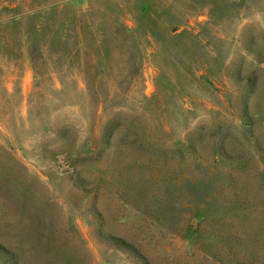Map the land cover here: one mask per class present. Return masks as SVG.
Here are the masks:
<instances>
[{
    "label": "rangeland",
    "instance_id": "1",
    "mask_svg": "<svg viewBox=\"0 0 264 264\" xmlns=\"http://www.w3.org/2000/svg\"><path fill=\"white\" fill-rule=\"evenodd\" d=\"M0 264H264V0H0Z\"/></svg>",
    "mask_w": 264,
    "mask_h": 264
},
{
    "label": "trees",
    "instance_id": "2",
    "mask_svg": "<svg viewBox=\"0 0 264 264\" xmlns=\"http://www.w3.org/2000/svg\"><path fill=\"white\" fill-rule=\"evenodd\" d=\"M68 41V40H67ZM24 42V44L25 43H28V45H30V47H29V49L27 50V51H23L24 53H23V57H28L27 55H33L32 56V60H33V62H34V72H35V74H36V76H37V78H38V80L39 79H41V77H45V75H46V73L44 72V70L42 69V68H39V67H37V66H35V52L38 50V48H37V46H36V44L32 41V39H28L27 41H23ZM21 43H22V41H21ZM54 47H53V50L55 49V52L57 51L56 49V45L54 44L53 45ZM65 48L68 50V52H69V55H72V52H74L73 50H74V46L72 47V45L70 46H68V45H66L65 44ZM65 65V63L64 62H62V65H61V67H59V68H57V67H55V64L54 65H52L51 67H50V70L51 69H53V71L51 72V74H58L57 76H59L58 77V81H59V84H61V88H59V90H58V92L59 93H64V92H66V91H68L69 90V86L67 85V82L65 81V77H64V75L63 74H65V73H67V72H64L63 73V66ZM54 68H57L56 70H54ZM68 70H69V67L67 68ZM84 74H85V81H84V83H85V88H87V89H89V88H91V86H90V83L89 82H91L90 80H89V74H88V71H89V68L87 67L86 69L85 68H83V69H80ZM48 74H49V72H48ZM113 133H111L110 131H109V133L107 134V138L105 139V137L104 138H102L101 139V142L103 143V144H105V145H109V144H111V140H112V137H113ZM66 142V144L68 143H70L71 144V142H69V140H65Z\"/></svg>",
    "mask_w": 264,
    "mask_h": 264
}]
</instances>
